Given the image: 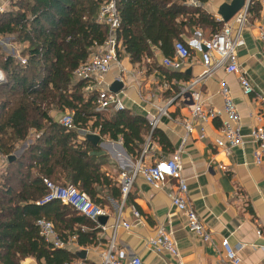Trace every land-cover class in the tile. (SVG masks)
<instances>
[{"label":"trees","instance_id":"obj_1","mask_svg":"<svg viewBox=\"0 0 264 264\" xmlns=\"http://www.w3.org/2000/svg\"><path fill=\"white\" fill-rule=\"evenodd\" d=\"M105 1L12 0L10 8L0 12V34L22 45L19 54L26 59L21 63L0 46V70L6 77L0 85V152L8 158L19 142L33 135L18 157L8 158L0 173V264H22L25 257L35 258L38 264L75 260L66 247H55L44 239L37 226L40 218L54 222L65 242L75 237L78 246L85 247L103 241L101 229L69 204L59 199L37 203L47 192L44 179L72 184L102 207L107 204L103 190L114 199L121 197L117 181L101 169L107 162L105 154L86 139L79 141L78 129L96 131L110 140L121 138L133 158L142 151L144 131L150 129L147 119L127 109L110 116L97 110L95 90H86L89 81L74 75L107 37V26L96 20ZM187 2L115 0L120 17L117 38L132 63L153 58V47L173 58L174 42L187 44L182 34L193 27H206L211 35L222 28L223 21ZM162 71L176 76V72ZM65 110L73 113L71 128L53 115ZM156 133L154 129L152 138Z\"/></svg>","mask_w":264,"mask_h":264},{"label":"crops","instance_id":"obj_2","mask_svg":"<svg viewBox=\"0 0 264 264\" xmlns=\"http://www.w3.org/2000/svg\"><path fill=\"white\" fill-rule=\"evenodd\" d=\"M230 1L207 0L200 3L188 0L187 4L200 6L216 20L222 21L218 9L221 4ZM11 2L0 0L1 11L9 9ZM251 2L253 5L248 20L241 30L244 43L236 48V54L240 69L252 80L253 93L244 94L238 73L227 72L224 68L217 69L201 86L204 106L221 109V83L226 84L240 115V131L246 136L242 147L227 151L216 146L221 118L210 117L202 121L190 117L189 96L180 93L185 84L202 70L199 51L192 50L180 69H172L164 65L166 57L156 47H153V58L143 57L136 63H132L129 55L120 47L119 65H114L106 75L104 85L110 89L115 82L121 83L117 93L124 109L143 115L149 122L150 129L147 133L144 131L145 142L142 147H146V151L144 154L141 151L138 158H133L126 152L121 138L115 141L100 136V141L105 144L97 146L107 159L101 169L116 180L119 186V174L131 171L138 159L150 164L160 159L178 157L182 175L187 182L188 203L212 235L211 240L204 241L190 231L185 215L171 204L169 194L174 188V179L168 178L161 187L155 188L146 183L141 175H137L125 200L122 196L114 199L107 189L102 192L107 201L104 206L106 215L103 216L105 224L109 226L114 222L119 207L121 219L130 223L128 229L119 226L115 233L116 250L122 253L121 264H127V259L132 255L139 256L145 264H228L220 246L222 238H227L235 247L242 245L239 250L242 264H264V160L261 164L254 163L253 152L256 145L248 137L254 127L264 124L260 100V96L264 95V39L261 36L264 30V0ZM210 35V29L206 27H193L191 31L182 34V37L185 41L192 37L203 40ZM6 38L10 42V49L17 51L15 48L18 49V44L12 42L11 37ZM162 70L176 72V76L172 77V74H166ZM86 90L94 91L89 87ZM114 112L104 111L107 116ZM62 114L54 112L53 115L58 120ZM186 120H190V130L185 127ZM201 126L205 129V136L202 138L199 137ZM154 129L157 133L152 138ZM83 130L77 131L79 141L85 139ZM90 133L98 134L96 131ZM32 138L33 135H30L27 142L30 143ZM26 140L20 142L21 147L14 158L27 146ZM118 144L122 145L125 153ZM135 210L139 212V216L134 215ZM160 223L173 231L180 263L167 252L156 253L147 244L148 238L155 233ZM111 233V228L101 230L99 236L103 241L85 247L78 246L76 239L71 240L66 249L76 256L72 262L101 264L100 254L106 249ZM83 250L85 254L81 259L78 253ZM22 264L38 263L33 257H25Z\"/></svg>","mask_w":264,"mask_h":264},{"label":"built area","instance_id":"obj_3","mask_svg":"<svg viewBox=\"0 0 264 264\" xmlns=\"http://www.w3.org/2000/svg\"><path fill=\"white\" fill-rule=\"evenodd\" d=\"M1 11V9H0ZM96 20L105 24L108 28V34L105 41L95 47L89 58L81 63L74 71V75L78 79L89 81L86 88L95 90L94 102L97 110L119 111L124 109V104L117 92H112L105 86V78L114 65H119L118 51L121 43L117 38V31L120 27L119 12L115 0H107L103 2L98 9ZM248 20V7L243 6L228 21L224 22L221 29L213 33L210 37L198 40L194 37L188 40L187 44L182 41L174 42V57L165 58L163 63L172 69H180L183 62L191 55L192 50L200 52L202 70L200 73L191 78L180 94L188 95L191 101L190 117L206 121L210 117L221 118L219 126L220 136L215 140L216 146L227 151L235 147H242L246 140L245 135L240 131V115L231 99L230 92L225 83H221V92L223 95V106L221 109H211L205 107L201 98V86L205 79L210 77L217 69L224 68L227 72L238 73V79L244 94L253 93L254 87L250 76L242 71L237 62L236 48L244 43L241 37V30ZM264 39V30L261 32ZM21 63H25L26 59L19 53H15ZM4 72L0 70V78ZM5 76V75H4ZM91 86V87H90ZM262 101L261 107L264 111V95L260 96ZM72 111H65L58 119V122L66 128L73 127ZM155 120V119H154ZM153 125L155 121L152 122ZM185 127L191 129L190 120H186ZM86 132H90L86 130ZM205 136V129L200 127L199 137ZM256 147L253 152L254 163L261 164L264 160V124L254 127L249 136ZM146 151L143 148L142 154ZM8 158L0 152V173H2L7 165ZM225 168V166H223ZM137 175H141L146 183L152 187H161L168 178L175 180L174 188L169 194L171 204L181 211L186 218L188 229L201 237L204 241L212 239L211 233L201 222L196 211L187 200V182L182 175V165L178 157L160 159L154 163L145 164L138 159L131 171H122L119 174V186L122 198L125 200L130 192L133 182ZM46 184V194L37 202L43 204L52 199H59L61 202L69 204L78 214L89 218L101 230L111 228V236L108 240L107 247L101 252V264H121L122 253L116 250L115 233L119 226L126 229L130 227V223L121 219L119 207L118 213L111 225L101 224L99 217L106 215V210L102 206L96 205L90 197L72 184L60 185L50 180L44 179ZM135 216H139L138 211H134ZM40 234L47 242L55 247H66L72 237L68 241H63L55 230L54 222L46 218L37 220ZM147 244L156 252H167L180 263V253L176 244V240L171 229H167L163 223H160L155 233L147 240ZM228 264H242V258L239 250L242 245L235 247L230 244L227 238L220 241ZM63 264H78L76 262H64ZM127 264H145L137 255H132L127 259Z\"/></svg>","mask_w":264,"mask_h":264},{"label":"water","instance_id":"obj_4","mask_svg":"<svg viewBox=\"0 0 264 264\" xmlns=\"http://www.w3.org/2000/svg\"><path fill=\"white\" fill-rule=\"evenodd\" d=\"M249 3L250 0H231L230 2H225L220 5L218 9V14L220 15L221 20L223 22H228L236 14V12H238L243 6L248 7ZM5 82H6V77L3 75V77L0 78V85H2ZM120 88H121V83H118L117 81L110 87V90L112 92H117ZM82 133H84L85 139L94 145L99 144V146H102L105 144L104 142L100 141V135L98 134L86 132L84 130L82 131ZM117 146H119V148L125 153L122 145L118 144ZM8 158L9 160H13L14 155H10ZM98 220L101 224H105L106 221L105 217L101 216L98 218ZM84 254H85L84 250L78 253L81 259L84 258Z\"/></svg>","mask_w":264,"mask_h":264},{"label":"rangeland","instance_id":"obj_5","mask_svg":"<svg viewBox=\"0 0 264 264\" xmlns=\"http://www.w3.org/2000/svg\"><path fill=\"white\" fill-rule=\"evenodd\" d=\"M12 1V0H11ZM10 6V5H9ZM8 6V7H9ZM1 12V11H0ZM0 46H1V50H3L2 52L4 53V54H7V53H11V54H14V52L16 53H19V50L21 49V47H22V45H19L18 44V49H17V47L15 48L17 51H14L13 49H10V42H8L7 41V38L6 37H4V36H2L1 34H0ZM4 47H7L6 49H4ZM10 52H9V51ZM14 51V52H13ZM5 75V74H4ZM31 138V137H30ZM20 143V142H19ZM26 143H28L27 142V140H26ZM20 147H21V143L17 146V149L16 150H14V152L16 153L17 152V150L18 149H20ZM13 152V153H14ZM14 153V154H15ZM13 154V155H14ZM75 261V260H74Z\"/></svg>","mask_w":264,"mask_h":264}]
</instances>
